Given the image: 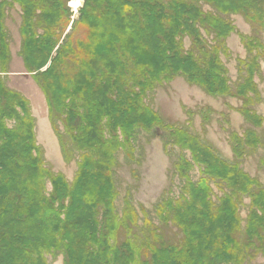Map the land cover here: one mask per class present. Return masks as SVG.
I'll list each match as a JSON object with an SVG mask.
<instances>
[{
    "label": "trees",
    "instance_id": "obj_1",
    "mask_svg": "<svg viewBox=\"0 0 264 264\" xmlns=\"http://www.w3.org/2000/svg\"><path fill=\"white\" fill-rule=\"evenodd\" d=\"M66 3L0 0V264H46L43 253L61 248L65 264H243L250 249L264 257V188L221 160L200 136L164 123L141 103L146 90L181 76L210 96L242 102L236 111L250 128L243 136L229 135L237 160L245 147L261 144L254 129L263 117L251 107L261 102L254 77L264 46L240 35L254 55L238 61L242 82L233 90L221 56L228 57L225 39L237 32L226 15L264 30V0H84L71 32L62 37L73 14ZM15 5L21 11L20 58L44 94L63 160L72 158L57 133L60 117L72 148L83 152L71 183L44 166L29 103L4 84L10 61L4 20ZM67 64L79 69L77 78L66 75ZM184 112L190 127L192 115ZM213 114L205 107L201 123L208 125ZM151 130L161 131L166 156L179 150L172 168L183 186L177 198L165 196L155 209L164 226L180 231L176 245L164 240L143 208L140 239L129 194L121 216L115 213L114 154L122 150L132 161L134 140ZM193 167L202 176L196 182L189 175ZM44 180L52 186L48 196ZM211 182L222 193L216 199ZM244 199L249 203L239 241Z\"/></svg>",
    "mask_w": 264,
    "mask_h": 264
},
{
    "label": "rangeland",
    "instance_id": "obj_2",
    "mask_svg": "<svg viewBox=\"0 0 264 264\" xmlns=\"http://www.w3.org/2000/svg\"><path fill=\"white\" fill-rule=\"evenodd\" d=\"M71 1L66 0V6L69 8L70 13L73 12V14L69 17L71 22L62 37L71 32V23L78 18L79 8H71ZM200 7L204 11L209 10L202 3H200ZM20 15V8L15 5L12 10L6 13L4 20L10 56L8 73L4 76V84L10 90L21 94L29 103L30 115L34 120L36 144L41 149L44 166L53 175L60 174L68 183H71L78 169V160L83 152H76L72 148L69 136L64 129V118L60 117L55 122L57 133L64 138L62 141L64 142L65 150L66 152L69 151V156L72 158L69 163H65L63 160L58 140L48 121V108L44 94L37 83L32 80L31 75L25 72L22 59L20 58ZM225 18L232 23L237 31L225 39L228 57L224 58L221 56V62L227 70L230 87L233 90L239 80L242 82V76L239 78L237 73L238 61L246 60L254 55L252 54L251 56L247 53L241 43L240 35L247 38H257L264 46V30L254 28L252 24L247 23L240 15H226ZM210 39L211 37H208V40ZM189 46V40L184 38L183 47L185 50ZM75 70L79 72L77 68L72 70V68L68 67V64L64 68L66 75L73 76L71 73H74V77L77 78L78 75ZM257 73L254 77V82L260 94L261 102L252 106L251 109L257 115L263 117L262 126L254 129L261 140V144L254 148L245 147L244 156L241 160H237L234 157L232 144L229 140L230 133L243 136L244 131L250 128V125L248 126L236 111V109L241 107V101L235 98L210 96L200 87L188 84L183 77L177 76L171 79L170 82L161 83L146 90L141 98V103L155 112L164 123L182 126L188 129L191 134L200 136L202 141L215 149L217 156L221 160L229 165H237L240 171L247 174L250 178L256 179L264 188V57L259 60ZM134 91H136L135 87ZM205 107L214 111V114L210 116V122L206 126L201 123L200 118V114ZM184 110L190 111L192 115L190 127L187 126L189 122ZM12 125V123H8L9 127H12ZM152 131L146 133L140 131L132 145L134 148L132 161L126 157L122 150H118L114 154L116 166L111 168L110 173L117 193L114 202L115 213L119 217L121 216L123 199L129 194L130 202L139 216L135 233L138 234L140 239L143 236L139 233V230L144 229L145 225L140 213V208H143L147 214L146 219L162 230L164 240L168 244L176 245L182 240L180 231L170 223L164 226L158 220L155 209L163 197L177 198L183 186V181L174 174L172 168L173 162L179 156V150L174 149L169 156H166L162 148L161 131L159 130L156 133ZM186 156H189L188 153ZM189 175L193 182L198 181L202 177L198 167H193ZM210 185L215 195L213 199L220 197L222 193L216 189L215 183L211 182ZM44 190L47 196L52 192V186L48 180H44ZM243 203L245 206L239 211L242 221L246 217L249 200L244 199ZM243 226L244 221L242 222L241 232L237 236L239 241L243 239ZM251 251L253 250L250 249L248 253V257L251 256V258L246 257L243 264H264V257L255 252H252L251 255ZM43 258L46 264H65L66 252H64L63 248L58 251H47L43 253Z\"/></svg>",
    "mask_w": 264,
    "mask_h": 264
},
{
    "label": "bare ground",
    "instance_id": "obj_3",
    "mask_svg": "<svg viewBox=\"0 0 264 264\" xmlns=\"http://www.w3.org/2000/svg\"><path fill=\"white\" fill-rule=\"evenodd\" d=\"M83 1V0H82ZM81 0H72L71 1V8H80ZM82 7V6H81Z\"/></svg>",
    "mask_w": 264,
    "mask_h": 264
},
{
    "label": "water",
    "instance_id": "obj_4",
    "mask_svg": "<svg viewBox=\"0 0 264 264\" xmlns=\"http://www.w3.org/2000/svg\"><path fill=\"white\" fill-rule=\"evenodd\" d=\"M82 6V1H81V4H80V7Z\"/></svg>",
    "mask_w": 264,
    "mask_h": 264
}]
</instances>
